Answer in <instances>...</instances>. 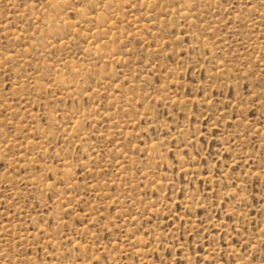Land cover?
Listing matches in <instances>:
<instances>
[{"label":"rangeland","instance_id":"1","mask_svg":"<svg viewBox=\"0 0 264 264\" xmlns=\"http://www.w3.org/2000/svg\"><path fill=\"white\" fill-rule=\"evenodd\" d=\"M0 264H264V0H0Z\"/></svg>","mask_w":264,"mask_h":264}]
</instances>
